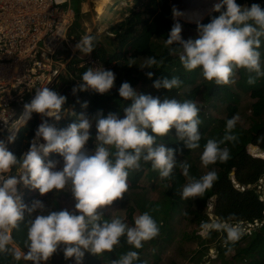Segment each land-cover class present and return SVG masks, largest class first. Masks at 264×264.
<instances>
[{
	"label": "clouds",
	"instance_id": "9594fccd",
	"mask_svg": "<svg viewBox=\"0 0 264 264\" xmlns=\"http://www.w3.org/2000/svg\"><path fill=\"white\" fill-rule=\"evenodd\" d=\"M210 22L197 23L195 39L182 38L179 18L183 13L173 8V25L165 40L170 56H177L182 67L192 72L199 69L200 75L216 85L233 83L237 70L249 74L248 83L255 84L256 78L264 76L261 68V38H264V9L258 4L243 7L236 0H219L212 8ZM95 36L84 35L76 50L84 55L94 51ZM164 64V59L153 56L145 58L142 69L148 79ZM255 75H251V74ZM115 74L103 66L88 67L82 74L73 95L89 90L105 95L114 87ZM178 77L156 79L153 88L170 91L181 85ZM122 101L128 102L123 108V118L118 113L106 116L98 110L92 117L83 112H74L75 122L65 128H57L48 119L59 122L67 109V98L48 87L36 89L30 103L24 105L20 124L30 120L33 113L41 118L30 146L20 158L8 150L0 140V252H10L17 261L44 264L63 246L65 260L73 259L83 264L85 253L99 257L111 253L124 238L132 249H141L144 242L159 235V226L149 212L134 217L133 225L120 218H106L105 212L114 201L121 200L128 191L131 171H138L141 162L150 163L158 171L161 180L171 179L177 166L176 149L157 138L166 137L175 130L176 140L188 150L200 147V109L194 101L180 102L175 98L153 97L138 93L128 82L118 89ZM87 108V103L82 105ZM239 117L226 121L225 133L220 141L209 139L200 156L204 167L230 159L226 141H235L233 134ZM95 123V148L89 151L85 146L90 139V130ZM18 131L19 127L14 128ZM151 133V134H150ZM15 133L8 137V143L15 141ZM43 141V142H41ZM58 154L61 160L48 159ZM182 173L189 177L186 161L179 163ZM217 179L215 171H208L199 179L189 177L183 186L181 199L201 197ZM18 185L41 196L48 193L59 195L69 192L74 201L71 210L64 208L54 211L39 199L25 204ZM234 216L212 222H201L199 235L208 238L213 231L226 233L225 243L236 242L244 234L239 222H232ZM23 223L26 239L23 248L13 239V231ZM139 253L129 250L111 264H136Z\"/></svg>",
	"mask_w": 264,
	"mask_h": 264
},
{
	"label": "trees",
	"instance_id": "16d2710c",
	"mask_svg": "<svg viewBox=\"0 0 264 264\" xmlns=\"http://www.w3.org/2000/svg\"><path fill=\"white\" fill-rule=\"evenodd\" d=\"M236 2L241 6L245 4L246 7L258 4L264 9V0H236ZM136 4H141L143 8L138 10L131 9L124 23L114 29L116 37L114 43L118 42L121 46H129L131 58L138 56H145V58L153 56L157 60L162 58L164 59L163 66L158 69H151L154 73L152 79L147 78L145 74L148 71L147 69L139 70L138 68L133 69L131 67L123 70L122 65L129 64V60L124 58V51L121 49L116 52L117 48L115 47L113 51H109L95 36V47L91 54L98 59L100 64L106 66L107 70L114 72L116 77L114 87L105 95H99L95 92H79L73 95V88L69 91L67 90V95H65L67 102L64 105L67 112L59 122L53 119H48V122L54 124L57 128H65L75 122V117L72 115L73 112L77 115L83 112L87 116L92 117L98 110H102L105 115L106 108H114L123 118L124 114L122 110L128 102L122 101L118 95V89L123 82H128L138 93L150 94L153 97H159L161 100L167 97L170 99L175 98L180 102L190 100L196 103L195 100L200 98V103L196 104L200 109L199 118L202 121L199 125L201 134L199 149L203 151L204 145L209 139L222 140L225 133L226 121L238 114L237 98L234 90L237 87H241L243 91H248V96L253 101L249 105L250 112L247 116L246 125L243 126L237 122L233 130V134L237 139L221 144V147L229 149L230 159L226 162H217L214 165L203 167V169L196 163H189L191 166L189 168V177L199 179L208 171H215L217 179L214 181L213 186L206 190L203 196L189 198L188 201L191 199L189 209L191 208V213L193 214V218L190 221H195L199 226L201 222H209L211 220L209 213L212 214L215 220L227 219L230 216H234L235 220L232 222H239L241 226H247L249 223L250 226L246 227L248 230L245 229L243 236L238 241L226 243L227 247L232 248L237 246L239 242L246 241V244L238 247L237 251L229 257V261L231 264H264V182H259L264 177V158L261 157L264 156V76L256 78L255 84L250 85L247 82L249 74L245 70L240 69L232 77L234 82L227 85H216L214 82H208L205 79L199 80V69L188 72L182 67L177 56L169 55V48L172 46L166 45L165 40L171 30L174 19L172 18L168 0H136ZM211 15L218 14L211 11L200 23H209ZM179 23L182 25L181 35L184 40H188L185 39L187 34H192V37H190L192 39L196 38L197 24L182 21H179ZM143 34H145L144 37ZM111 44L113 45V42ZM259 51L261 53V68L264 71V38H261ZM88 67L90 65L87 64L80 68L70 67V70L80 80ZM236 74L238 75L237 79L234 78ZM162 77L168 79L178 77L182 83L178 88L170 91L154 89L152 86L154 81ZM69 82V80L63 78V83ZM56 86L57 83L50 89L63 95V89L58 90ZM68 86L72 87V85ZM211 102H218L220 106L224 107L225 115L223 118H216L205 113L204 104ZM84 103L88 105L86 109L82 107ZM40 123V116L33 113L31 119L18 129L15 134V141L8 143L7 140L6 145L8 150L17 158H20L23 152L28 150L30 146L29 142L34 138L35 130ZM93 126L95 127V123H93ZM93 126L90 130L91 137ZM157 143H163L167 147L177 150L175 159L178 164L171 174V179H159V186L163 182L171 184L168 191L164 192L163 199L159 201L151 200L149 191L155 189V184H148L142 188H137L134 184L130 183L124 197L121 200L114 201L113 205H117L118 208L126 206L125 196H132L135 192L137 199L133 201L134 205L142 213L147 211L152 215L159 226V235L151 241L144 242L143 248L138 250L132 249L130 246L125 247L126 241L124 238H121L120 244L115 246L111 253H104L96 257L86 252L83 264H111L113 257L119 258L129 250L138 251L139 260L136 264H158V261L161 260V251L174 243L176 233L180 242L190 238H201L195 229L191 233H187L184 230L177 231L175 223L176 221H181L185 214L178 196L179 192L184 185L190 182L189 177L183 175L179 163H182L181 157L188 156L192 150H188L182 143L176 140L174 129L170 131L168 136L157 138ZM87 144L91 148L95 147L93 138ZM249 145L258 146L260 149L258 153L261 156L251 154L248 151ZM48 159L56 160L61 159V157L53 153L50 154ZM196 160H200V156ZM142 166L146 167L147 177L151 181H154V178L158 177V171L152 170L150 163L142 161ZM130 173L134 175L133 183H135L140 178L142 170L140 168V170L131 171ZM258 185H260V192L257 189ZM67 194L68 192H62L59 195L48 193L39 200L47 208L59 211L64 209V206L60 205L58 199L61 197V199H67L68 195L71 197V194ZM33 197L34 195H29L24 203L30 204L34 200ZM73 206L74 201L71 199L69 210ZM208 207H210L209 211L207 210ZM114 216V218L121 219L120 215ZM105 217L107 218L109 215L105 214ZM26 232L25 225L21 223L20 227L14 230L12 234L13 239L22 248L23 241L26 239ZM221 234V237L225 239L226 233L222 232ZM207 243L201 242V246L194 251L201 255H203V252L207 253L209 249ZM62 248L63 246H61V251ZM220 248L221 246L217 250ZM217 252L219 253L220 250ZM12 257L10 252H0V264H11ZM63 260H61L63 262H59L58 264H75L74 258L68 259L69 263H67L65 258ZM208 260L210 264H215L214 259L210 258ZM170 264L178 263L171 261Z\"/></svg>",
	"mask_w": 264,
	"mask_h": 264
},
{
	"label": "rangeland",
	"instance_id": "374dc122",
	"mask_svg": "<svg viewBox=\"0 0 264 264\" xmlns=\"http://www.w3.org/2000/svg\"><path fill=\"white\" fill-rule=\"evenodd\" d=\"M78 2H79V0H72V6L76 7ZM134 2H135V5H133V8H131V9L138 10L140 8L141 9L143 8L141 4H136V0H134ZM217 2H218V0H217ZM111 7H113V10H112V12L109 11V13L110 14L113 13V15L117 14L119 17H122V20H121V22L119 21V24L120 25L123 24L124 23L123 21H125V19L128 17L131 9L128 10L129 12H126L127 16H124V13L127 9V7L125 8L124 4L122 5L119 3H114V5H113V3H112ZM243 7H246V5L243 4L242 8ZM211 11H212V9H210L207 12V14L205 16H203V18L201 20L196 21V22L185 21L181 18H179V21L187 22V23H191V24H197V23H200ZM172 18H173V15H172ZM81 22H82L81 13L78 11V9H76L75 18H74L72 25L70 26V28L67 32V38H68V41H70L68 44L69 47L66 50L57 49L55 51V55H58V54L60 55L57 66L58 67L60 66L61 71H60L59 75L55 78L53 84L51 86H47V87L50 89L54 84L57 83L56 88H58V90L63 89V91H64L63 96L67 95V92L71 88H74L75 85L77 84L76 80H79V78H77V76L74 75V72H72L70 70V67L80 68V67H83L84 65H87V64L90 65V67H91V64L89 62H87V57L89 55H84L81 52H79L78 50H76V44L77 43H72V42H74L73 38L76 40H80L82 38V36L84 35L82 33L83 32V26H82ZM122 28H123V26H122ZM81 34H83V35H81ZM96 34L99 36L100 40L103 42L104 46L109 51H113L114 47L117 48L115 50L116 52H118L121 49L124 51V54H123L124 58L126 60H129V64L128 65L123 64L122 65L123 70L127 69V68H131V67L133 69L138 68L139 70H143L142 66H143L144 61H145V56H138L135 58H131L129 46H126V45L121 46L120 43H118V42L114 43V41H116V37H115V33L113 31L110 32L108 29H106L104 34L102 32L96 33ZM144 35L145 34H143V37H144ZM71 36H72V38H71ZM190 37H192V34H187L185 36V39H189ZM112 42H113V45L111 44ZM73 51L76 52V54H74L72 57H70ZM79 64H81V65H79ZM63 78L69 80L70 82L69 83H63ZM234 78L237 79L238 75L236 74L234 76ZM202 79H204V78L200 75V72H199V80H202ZM68 85H72V87H70ZM234 91L236 93L237 106H238L237 107V110H238L237 115H238L239 119L237 122L239 124L245 126L247 123V116L250 112L249 111V105L251 104L253 99L252 98L250 99L248 96L249 95L248 91L247 92L243 91L241 87H237ZM195 101H196V103H200L201 100H200V98H197ZM69 109H71V108H69ZM204 111L206 114L213 116V117H216V118H223L225 115L224 107L220 106V104H218V102H213V103L211 102L209 104H204ZM109 112L117 113V111L114 108L113 109L106 108L105 116ZM119 116H120V118H122L121 114H119ZM27 121H26V123H27ZM26 123H23V124L19 123V124H17V127L20 128L21 126H23ZM95 136H96V129L93 126L92 138H93L94 143H95ZM41 142H43V141H41ZM85 147L89 151H93L95 148V147L91 148V146H89V144H86ZM248 151L253 155L261 156L258 153L260 151L258 146L249 145ZM201 154H202V151L199 148H197V149L192 150L190 152V154H188V156H182L181 160H182V162L186 161L188 164L192 163V162L196 163L199 167H202V169H203L204 166L202 165L201 160H196V158L198 156H201ZM261 157L264 158V156H261ZM56 160H61V162H62V158L56 159ZM141 170H142V173L140 175V178L135 183H133L134 175L132 173L129 174L130 177L128 178V185H130V183H132L137 188L138 187L142 188L144 186H147L148 184H155L156 185L155 189L149 191V195L151 197V200L152 199H154L156 201L162 200L164 197V195H163L164 192L168 191L171 184L169 182H163V184L161 186H159L158 185L159 179H160L159 175L157 178L156 177L154 178V181H151V179H149L147 177L146 167L142 166ZM260 180H262V182H264V177ZM17 189H18V194H20L21 197L23 198V202L27 200V197L29 195H34V197H33L34 199H40L41 197H43L39 194L38 191H30V190L24 188L23 185H18ZM257 189L260 192L259 187H257ZM181 191L182 190H180L178 196L181 200V204L183 205L185 214H184V217L181 221L175 222L176 226H177V231L184 230L187 233H191L192 230L195 229V230H197V233H199V231H200L199 224H197L195 221H190L193 218V214L191 213V208L189 209V206H191V203H190L191 199L189 201H188V199L187 200L181 199V195H180ZM68 194H70V193L68 192ZM69 196L70 195L67 196L68 198L66 197L67 199H65V198L61 199L62 197L58 199L60 202V205L61 206L63 205L64 208H68V209L70 208L69 204H71V199H72V197H69ZM125 197H126L125 198L126 206H123L122 208H118L117 205H115V204L111 205L107 209L105 214L109 215V217H107V218H114L115 217L114 215H116V216L120 215L122 221L131 226V225H133L134 217L142 214V212L133 203V201L137 199L135 192L132 196L127 195ZM127 206L131 207V208H128ZM209 209H210V207H208L207 210L209 211ZM209 217L211 218V220L209 222H212L215 220L214 217L212 216V214H210V213H209ZM221 233L222 232L213 231L208 238H203V237L192 238V239L190 238V239H187L183 242H180L178 235L176 233L174 243H172V245H170L168 248L161 251V253H160L161 254V260L158 261V264H170L171 261L178 263V264H210L209 260H208L210 258L214 259L213 261H215V264H231L229 261V257L237 251L238 247L246 244V241L243 240V241L239 242L237 246H234L232 248L227 247V245L225 243L226 238L223 239V237H221L222 236ZM201 242H205V243L208 242L207 246L209 248L207 253L203 252V255L194 251L201 246L200 245ZM219 246H221V248L217 250V248H219ZM125 247H129V245H127V243H125ZM219 250H220V252L218 253L217 251H219ZM204 254H206V255H204ZM63 258H64L63 252L61 251V248H60L57 251V253H55L52 257H50L47 262H44V264H58L59 262L64 261ZM115 259H118V257H113V260H115ZM61 260H63V261H61ZM203 260H205V261L202 262ZM67 263H69V260H67ZM11 264H31V262L30 261H24V260L17 261L12 257Z\"/></svg>",
	"mask_w": 264,
	"mask_h": 264
},
{
	"label": "built area",
	"instance_id": "2783aa9c",
	"mask_svg": "<svg viewBox=\"0 0 264 264\" xmlns=\"http://www.w3.org/2000/svg\"><path fill=\"white\" fill-rule=\"evenodd\" d=\"M75 15L71 0H0V140L5 143L16 134L36 89L51 86L59 75L55 51L69 47L67 32ZM88 55L91 67L106 69ZM248 226H242L244 231Z\"/></svg>",
	"mask_w": 264,
	"mask_h": 264
},
{
	"label": "crops",
	"instance_id": "0c3cea01",
	"mask_svg": "<svg viewBox=\"0 0 264 264\" xmlns=\"http://www.w3.org/2000/svg\"><path fill=\"white\" fill-rule=\"evenodd\" d=\"M112 3L113 5L114 3L124 4L125 8L127 7L124 16H127L126 12H129L128 10L133 8V5H135L134 0H79L76 7H73L71 0V6L74 12L76 13V9H78L81 13V23L83 26L82 33L84 35L91 34L100 40L96 33L102 32L104 34L106 29L110 32H114V29L120 25L119 21L121 22L122 17H119L117 14L113 15V13H109V11L112 12L113 10V7H111ZM101 43L103 44L102 41Z\"/></svg>",
	"mask_w": 264,
	"mask_h": 264
},
{
	"label": "bare ground",
	"instance_id": "6f19581e",
	"mask_svg": "<svg viewBox=\"0 0 264 264\" xmlns=\"http://www.w3.org/2000/svg\"><path fill=\"white\" fill-rule=\"evenodd\" d=\"M196 7L191 9H185L181 11L183 16L180 18L189 21V22H196L199 21L207 14V12L212 9L213 5L217 2V0H191ZM198 11L196 14L191 13V11Z\"/></svg>",
	"mask_w": 264,
	"mask_h": 264
},
{
	"label": "water",
	"instance_id": "95a60500",
	"mask_svg": "<svg viewBox=\"0 0 264 264\" xmlns=\"http://www.w3.org/2000/svg\"><path fill=\"white\" fill-rule=\"evenodd\" d=\"M168 5L171 9V12H172L173 8H175L181 12L185 9H191L193 7H196V5L193 4V1H191V0H168ZM197 12L198 11H196V10L191 11V13H194V14H196Z\"/></svg>",
	"mask_w": 264,
	"mask_h": 264
}]
</instances>
